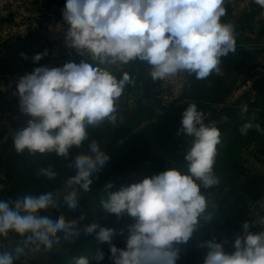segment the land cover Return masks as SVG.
Instances as JSON below:
<instances>
[{"label": "clouds", "instance_id": "1", "mask_svg": "<svg viewBox=\"0 0 264 264\" xmlns=\"http://www.w3.org/2000/svg\"><path fill=\"white\" fill-rule=\"evenodd\" d=\"M254 2L264 7V0ZM225 4L226 0H66L62 10L68 26L65 39L84 59L57 67L39 66L19 79V107L31 118L17 128L13 146L20 154L54 152L69 158L75 171L66 181L72 190L62 197L68 209L81 207L80 190L90 192L92 174L111 159L88 129L106 121L119 126L122 119L118 101L133 81L128 71L118 76L114 66L144 62L148 75L165 83L180 74L203 80L219 73L222 58L237 50L236 26L222 19L227 14ZM46 55L47 50L35 54L33 60ZM174 97L165 95L166 100ZM240 111L246 114L248 105ZM254 119L241 126L242 135L252 128L264 132ZM177 134L188 137L186 169L169 166L109 191L108 198L101 200L103 208L118 219L134 218L127 225L124 247L113 243L115 228L98 219L81 224L87 216L84 212L69 218L56 210L59 192L26 193L0 198V237L15 233L21 238L14 249L0 247V264H16L22 257L59 245L62 238L75 242L82 234H95L108 244L111 264H177L179 245L189 242L201 220L216 219L217 206L212 193L205 190L221 183L215 163L222 141L216 122H206L194 102L183 111ZM74 147L82 150L73 155ZM36 174L55 179L58 172L49 165ZM113 187L110 181L105 190ZM257 221L264 224V218ZM251 227L252 222L244 221L231 252L215 238L201 241L199 246L208 249L203 264H264V231L253 232ZM124 231L120 230L122 235ZM105 259V251L98 249L91 258H75V264H92L93 260L101 264Z\"/></svg>", "mask_w": 264, "mask_h": 264}, {"label": "trees", "instance_id": "2", "mask_svg": "<svg viewBox=\"0 0 264 264\" xmlns=\"http://www.w3.org/2000/svg\"><path fill=\"white\" fill-rule=\"evenodd\" d=\"M50 4H59V15L65 7L66 0H43ZM227 14L222 18L231 21L236 26L237 50L222 58L220 68L225 72H213L203 80H197L194 75L186 74L180 98L169 106L144 104L141 101L134 108H130L123 101V96L118 101L119 115L122 117L118 125L105 122L99 127H89L90 137L96 139L101 147L105 148L111 159L103 166V169L93 175V184L90 192L80 190L79 199L81 207L75 210L68 209L63 200V195L72 188L66 181L74 174L73 167L68 163L69 158L57 156L53 153L36 154L33 156L25 151L17 153L13 146V137L6 139L7 130L0 128V182L3 184L4 199L18 198L26 193H39L42 191H57L61 199L57 203L56 210L64 211L71 218L86 213V218L81 224L90 223L98 219L102 225L116 229L113 243L120 247L126 245L127 225L134 222V218L125 215L117 218L115 214L108 213L102 206L101 200L107 199L109 191H117L122 186L141 181L146 176L158 174L169 166L186 169L184 156L188 147L186 134L178 135L181 127L183 111L189 103H196L203 110L206 122H216L221 130L222 141L218 145L215 170L220 177L221 183L206 192L212 193L217 189L220 195H229L226 191L228 184H234L236 174L247 173L246 166L239 163V156L245 146L251 142L264 139V132L255 128L249 130L247 135L240 133L241 126L248 120L258 122L264 127V76L254 81V86L249 92H256L257 101L252 103L247 98L248 112L242 114L241 107H229L222 110L215 105L222 103L235 89L229 75H239L254 68L253 61L264 53V46L260 39L264 36V19L259 20L261 28L255 32L257 17L264 12V7L259 6L261 11L253 10L242 15H236L230 0H226ZM63 16V15H62ZM249 33L253 36H249ZM34 50L22 49L11 51V57L0 58V75L17 73L20 71H33L36 67L43 66L40 61H34ZM27 54V58L21 54ZM248 92V94H250ZM246 94V96L248 95ZM248 97V96H247ZM17 131V127H16ZM88 142L85 141V146ZM224 145V146H223ZM82 149L73 148V155ZM54 166L58 175L55 179L37 176L40 167ZM113 182L111 190H105L108 182ZM257 197L256 200H259ZM223 207L228 209L236 204V199L222 200ZM125 229L122 235L120 230ZM18 237L10 249H14L20 241ZM98 249L106 253L105 261L101 264H111L108 259L110 254L107 243H101L95 234L81 235L75 242L61 239L59 245L48 247L35 256L22 257L16 264H75V258L79 256L92 257ZM95 264V261H92Z\"/></svg>", "mask_w": 264, "mask_h": 264}, {"label": "rangeland", "instance_id": "3", "mask_svg": "<svg viewBox=\"0 0 264 264\" xmlns=\"http://www.w3.org/2000/svg\"><path fill=\"white\" fill-rule=\"evenodd\" d=\"M233 5L234 13L242 15L245 12H252L260 5L254 0H230ZM43 0H0V58L11 57V51L19 49L37 53L48 51L40 62L43 66L57 67L63 66L66 62L75 61L79 63L84 57L76 49L69 47V42L65 39L67 24L63 16L59 15V4L46 5ZM264 19V12H260L257 17L255 32L258 33L261 25L259 20ZM249 36L251 33H249ZM254 37V36H253ZM260 43L264 46V36ZM254 68L250 71L248 78L247 71L239 75H229V80L235 84L233 93L222 103L215 105V108L222 110L229 107H241L247 101L254 103L257 101L256 92H249L257 78L264 76V53L256 58L253 63ZM114 71L119 76L123 71H128L132 77L124 93L123 101L130 108H134L139 101L144 104L153 105L160 102L161 106H169L176 102L183 91L186 83V74L172 77L166 83L163 80H153L148 75V66L144 62L135 61L128 65L114 66ZM31 71H20L0 75V128L7 130V137L11 138L16 132V127L25 125L31 117L22 113L19 107V96L17 94V83L26 73ZM222 73L225 72L221 68ZM248 92L250 94H248ZM172 99H165V95ZM246 94H248L246 96ZM246 98L248 100H246ZM2 142H0L1 147ZM224 146V145H223ZM239 163L246 166L247 173L236 174L234 184H228L226 191L229 195H220L221 191L212 192L211 200L216 204L213 221L201 220L200 225L194 232L187 244H181L180 259L182 264H203L207 248L200 247L201 241L217 239L225 242V249L233 251V243L237 234H242L244 221L252 222L251 230L256 232L259 226L256 221L258 208L256 198L259 195L262 183V175L258 173L264 166V139L251 142L245 146L239 156ZM0 184H2L0 182ZM3 185V184H2ZM236 199V204L225 209L222 200L228 198ZM0 198H3V191L0 190ZM19 236L10 233L7 237H0V247L10 249L13 242Z\"/></svg>", "mask_w": 264, "mask_h": 264}, {"label": "crops", "instance_id": "4", "mask_svg": "<svg viewBox=\"0 0 264 264\" xmlns=\"http://www.w3.org/2000/svg\"><path fill=\"white\" fill-rule=\"evenodd\" d=\"M114 70V69H113ZM258 173H260L262 175V183H260V188H261V191L259 192L260 194L257 195L259 198V200H257L255 203L257 208H258V212H256V221H257V218H264V166L263 168L260 169V171L258 170ZM258 223V227L256 229V232H260V231H264V224H261L257 221ZM183 262L179 261L177 262V264H182Z\"/></svg>", "mask_w": 264, "mask_h": 264}, {"label": "water", "instance_id": "5", "mask_svg": "<svg viewBox=\"0 0 264 264\" xmlns=\"http://www.w3.org/2000/svg\"><path fill=\"white\" fill-rule=\"evenodd\" d=\"M69 44V43H68Z\"/></svg>", "mask_w": 264, "mask_h": 264}]
</instances>
